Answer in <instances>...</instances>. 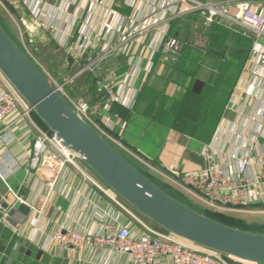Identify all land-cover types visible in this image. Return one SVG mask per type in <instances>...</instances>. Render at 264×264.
I'll use <instances>...</instances> for the list:
<instances>
[{
  "label": "crops",
  "instance_id": "obj_1",
  "mask_svg": "<svg viewBox=\"0 0 264 264\" xmlns=\"http://www.w3.org/2000/svg\"><path fill=\"white\" fill-rule=\"evenodd\" d=\"M65 1L71 6L69 14L63 18L65 21L61 18L64 12L59 7L60 0H46L43 6L44 16L52 15L58 19L56 23L51 22L56 25L55 29L40 26L38 17L34 18L30 14L22 0L13 6V12L24 31L22 37L18 28L1 9L0 18L17 43L41 63L56 81L63 84L73 99L90 100L95 108L93 117L105 128L109 124L114 126L111 133L120 136L129 149L149 163L165 172L177 169L182 174L201 176L211 167L222 175L237 177L235 165L230 159V154L238 149L235 137H231L228 145H222L221 150L210 151L209 159L201 154V150L213 142L218 128L224 131L228 127L233 132L235 127L231 126L240 117L256 115L258 108L264 110V82H260L253 75L254 71L261 70V66L258 59L252 58L255 48L264 52V38L259 40L260 46H257V39L252 32L234 27L240 32L252 34L255 41L247 61L235 63L241 69L239 79L225 91H222L219 79L230 52L226 51L222 57L215 56V51L221 49L223 38L221 34L213 31L212 26L205 28L197 14L187 15L173 22L170 28L169 37L183 45L179 55L159 52V38L150 34L141 40L131 41L125 53L108 56L102 62L104 66L100 63L103 67L101 71L95 69L91 73L86 67L96 60L101 43L96 40L81 59L74 60V44L79 33L71 24L75 9L85 8V1ZM200 1L216 3L225 0ZM252 1L255 9L264 13V1ZM37 2L33 0L30 6L35 13L38 9ZM127 2L128 0H108V5L118 14L129 17L134 9ZM140 5L142 10L144 5ZM84 8L79 9V12H83ZM100 20L99 18L96 22L99 23ZM226 28L228 35L225 38L233 49L236 46L235 39L241 41L246 36L236 33L237 30H233V26L228 23ZM206 46L215 51H206ZM183 56V60L187 62L181 66L176 65L175 60ZM108 59L110 60L107 61ZM124 81L127 84L133 81L134 91L124 97L123 102L107 106L102 85L112 82L118 88L123 87ZM195 83L205 86L204 89L199 90ZM124 90L125 93L128 92V88ZM212 98H218L226 102V105L209 143L201 139L197 126L203 117L202 110H188L184 114L185 123L179 126L163 123L166 118L164 111L168 112L174 102L202 105ZM7 120L11 124L8 128L0 122V203L6 199L8 203L5 204L11 209L17 203L15 195H18L29 208L31 205H44V215L41 221L42 230L39 232L35 228L37 214L32 210L24 223L17 224V227L4 219L0 212V264H135L128 256L117 254L106 247L84 248L80 251L59 248L48 243L47 234L62 227L98 234L102 219L126 225L138 234L145 233V230L124 209L123 203L113 193L104 190L105 186L83 166L79 170L70 166L56 185L50 188L46 176L42 172L33 171L28 165L32 144L37 136L35 124L42 128L45 125L34 114L25 115L23 107L19 105L16 114L9 116ZM190 121L197 125L189 129ZM229 124L231 125L228 126ZM228 130L225 133L232 134ZM259 142V147L254 150L249 175L262 171L258 157L261 155L264 162V137ZM252 206L255 207H249L246 212L223 213L237 221V226H229L264 234V204L256 203ZM156 264L170 263L161 259Z\"/></svg>",
  "mask_w": 264,
  "mask_h": 264
},
{
  "label": "built area",
  "instance_id": "obj_2",
  "mask_svg": "<svg viewBox=\"0 0 264 264\" xmlns=\"http://www.w3.org/2000/svg\"><path fill=\"white\" fill-rule=\"evenodd\" d=\"M19 1L0 0V8L4 10V13L18 28L22 37L24 34L23 28L13 12V6L17 5ZM32 1L22 0V4L28 8L34 18L38 17L40 26L45 29H55L56 25L51 24V22L56 23L58 21L56 16H44L42 14L46 0H37L36 7L38 9L36 13L30 7ZM83 1H85V8L75 9L73 23L71 24L72 28L79 33L78 40L74 44V47H76L73 58L74 60L81 59L92 48L94 42L98 40L101 43L99 54L94 63L86 67L91 73L108 56L125 53L131 41L141 40L150 34H155L159 38V52L167 55H179L183 45L181 42L169 37V32L172 24H174L173 22L187 17V15H199L205 28L220 22L228 23L243 31L252 32L257 39V46H260L259 40L264 38V13H260L255 9V3L252 0H225L216 3H203L200 0H128L127 5L134 9L129 17L120 15L111 6L109 7L108 0ZM140 4L144 5L142 10ZM59 7L61 12H64L61 15L62 21H65L63 18L69 14L71 6L65 0H60ZM82 8H84L83 12H79V9ZM139 10L143 12L141 13ZM99 18L101 20L97 23ZM253 51L252 58L258 59L257 62L261 66V70L254 71L253 75L260 82H264V52L256 48ZM31 57L33 58V56ZM33 60L40 65L54 86L69 100L74 110L98 130L114 147L151 175L157 174L172 186L183 191L202 208L230 214V212H246L250 209V206L256 203L264 204V162L261 155L258 160L262 164V171L252 175L248 174L252 166L254 150L259 147L261 137H264V110L258 108V115L240 117L231 126L235 127L233 132H231V128V130H228V127L224 131L218 128L213 142L204 146L201 150V154L209 159L211 156L210 151L221 150L222 145H228L231 143V137H235L238 149L230 154V159L235 165L237 177L230 174L222 175L211 167L201 176L182 174L177 169L165 172L129 149L120 136L111 133L114 126L109 124L105 128L93 117L95 108L90 103L84 99H72L66 92L65 86L56 81L41 63L34 58ZM102 87L105 90L107 106H110L114 103L123 102V98L134 91V82L127 84V81H124L123 87L119 86L118 88L116 84L113 85L111 82L103 84ZM124 88H128L127 93L124 92ZM131 95L130 98H132ZM18 105L23 107L25 115L33 114L10 83L0 74V122L6 124L5 128L11 126L7 119L9 116L16 114ZM97 108L98 106H96ZM35 130L37 136L32 144L28 165L33 171L42 172L48 179L49 187L53 188L70 166L79 170L81 169L80 166L83 165L57 135L37 124H35ZM227 130L232 134L225 133ZM104 188V190L110 192L106 187ZM13 195L15 194L13 193ZM15 197L17 202L26 203L18 195H15ZM117 199L120 200L118 197ZM5 203H8L6 199L0 203V212L3 214L4 219L9 216L10 210V208H4ZM123 206L145 230V233L138 234L126 225L102 219L99 223L98 234L62 227L47 234L46 239L52 246L74 248L80 251L84 248L99 249L106 247L117 254L128 256L135 264H156L161 259L167 260L170 264H244L230 260L218 252L191 245L162 229L149 225L146 220L132 211L126 204L123 203ZM43 209L44 205L42 207L30 206V210L37 214L35 228L39 232L42 230L43 225L41 223L44 215Z\"/></svg>",
  "mask_w": 264,
  "mask_h": 264
},
{
  "label": "water",
  "instance_id": "obj_3",
  "mask_svg": "<svg viewBox=\"0 0 264 264\" xmlns=\"http://www.w3.org/2000/svg\"><path fill=\"white\" fill-rule=\"evenodd\" d=\"M0 74L89 172L152 226L235 262L264 264V234L222 224L161 188L74 110L1 18ZM29 213L17 202L6 220L17 227Z\"/></svg>",
  "mask_w": 264,
  "mask_h": 264
},
{
  "label": "trees",
  "instance_id": "obj_4",
  "mask_svg": "<svg viewBox=\"0 0 264 264\" xmlns=\"http://www.w3.org/2000/svg\"><path fill=\"white\" fill-rule=\"evenodd\" d=\"M219 23L220 22L214 23L211 28L213 29V31L217 32L218 34H221L220 36H221V38H223V39H221L222 41L220 43L221 49L215 51L213 48L211 49L209 46H206L205 50L206 51L208 50V52L214 50L216 52L215 56H217V57L225 56L226 51L230 52L229 57L226 58L225 66L222 68V70L220 72L221 73V75H220L221 79H219V82H221L220 85H222V87H223L222 91H225L227 88H230V86H232V84H234L239 79V76H240V73H241V69L239 70L238 69L239 66L235 65V63L236 62L237 63L238 62L239 63H241V62L244 63V61H247L248 56L250 55L251 49L253 47V43H254L255 39L253 38L252 34H249L247 32H240V31H238L237 29H235L233 27L232 28L233 30H237L236 33H238V34L242 33L243 35L245 34L246 37H244L243 40H241V41L238 40V39H235L236 40V46H235V48L232 49L231 45L227 44V41H228L227 38H225L226 35H228L227 28H226V23L225 24L221 23L222 25L219 24ZM209 55L211 57H215V56H213V54H209ZM183 58H184V56L177 58L175 60L176 61V65H178V64H179V66L184 65L187 61L183 60ZM217 59L221 60L220 58H217ZM231 62H232L233 65H231ZM195 84L199 88V90L200 89H204V87H205V86H202L200 83H195ZM221 93L222 92H220V94ZM83 99L91 104L90 100H88L86 98H83ZM225 105H226V102H222V101L218 100V98H217V100H216V98H212V99H210L208 101V103L202 104V105H199V104H197V105H188L184 101L174 102L168 112L164 111V117H166V118L164 120L165 122H163V123L167 124V125H170V126H173V127L175 125L179 126V125L185 123L186 119H185V115L184 114H187L186 112L188 110H192V112L202 110L201 112H202L203 117L200 120V122L198 123V125L195 124V122L190 121L191 124L189 126V129L192 128V127H195V125H197L198 128H199V131L201 132V136H200L201 139L204 142L209 143V141L212 139V137L214 135L213 132H214L217 124L220 121V114L222 113V110L224 109ZM187 121L189 122V120H187ZM44 129L47 130L46 126H44ZM136 165L138 166V168L143 173L147 174L153 181H155L165 191H167V192L174 191V190H172V187L164 184L163 182H161L156 177H153L150 173L145 171L138 164H136ZM170 194H172V193H170ZM177 194L179 195V197H184L185 196L183 193H180V192H178ZM172 195L176 196L175 194H172ZM250 207L253 208L255 206H250ZM218 214L224 215L225 218H228L227 219L228 223H226V224L237 225V221L234 220L233 218H231V216H228L226 214H221L219 212H218Z\"/></svg>",
  "mask_w": 264,
  "mask_h": 264
},
{
  "label": "rangeland",
  "instance_id": "obj_5",
  "mask_svg": "<svg viewBox=\"0 0 264 264\" xmlns=\"http://www.w3.org/2000/svg\"><path fill=\"white\" fill-rule=\"evenodd\" d=\"M1 9V11L2 12H4V10L2 9V8H0ZM110 59H108L107 61H109ZM192 62V61H191ZM103 65L102 66H104L105 64L104 63H102ZM191 64V63H190ZM192 65V64H191ZM101 66V64H100V66L99 67H97L96 68V70H98V71H101V69L103 68ZM193 66V65H192ZM44 67V66H43ZM45 68V67H44ZM209 73V72H208ZM207 73V74H208ZM153 177H156L157 179H159L161 182H163L164 184H166V185H168V186H170V187H172V190H174V191H169L170 193H172V194H175L176 196L178 195L177 193L178 192H180V193H183L184 195V197H179V195L177 196L179 199H181L182 201H184L186 204H188L191 208L193 207V208H196V209H199V210H202L203 208L201 207V206H199V205H197L193 200H191L190 198H189V196H187L183 191H180L178 188H176V187H174V186H172L171 184H169L168 182H166L165 180H163L162 178H160V176H158L157 174H154V175H152ZM178 191V192H177ZM175 192V193H174ZM196 204V205H195ZM203 212L207 215V216H209L210 218H213V219H215V220H217V221H219L220 223H222V224H225V225H227V226H229V224H226V223H228V221H227V219L228 218H225L224 217V215H220V214H218V212H215V211H210V210H206V209H203ZM221 214H223V213H221ZM238 225V224H237ZM237 225H235V226H237ZM230 227V226H229Z\"/></svg>",
  "mask_w": 264,
  "mask_h": 264
}]
</instances>
